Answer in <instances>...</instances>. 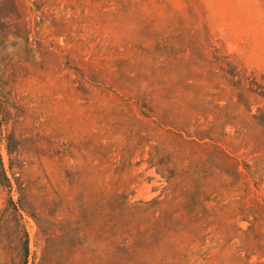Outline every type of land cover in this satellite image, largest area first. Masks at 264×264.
<instances>
[{"label": "rangeland", "instance_id": "obj_1", "mask_svg": "<svg viewBox=\"0 0 264 264\" xmlns=\"http://www.w3.org/2000/svg\"><path fill=\"white\" fill-rule=\"evenodd\" d=\"M14 3L0 208L26 264H264V0Z\"/></svg>", "mask_w": 264, "mask_h": 264}, {"label": "trees", "instance_id": "obj_2", "mask_svg": "<svg viewBox=\"0 0 264 264\" xmlns=\"http://www.w3.org/2000/svg\"><path fill=\"white\" fill-rule=\"evenodd\" d=\"M6 5L15 9L14 0H0V86H5L8 83L7 71L13 60L22 61V58L29 52L25 25L19 21V18H12L8 12H4ZM256 89L260 91L258 95L264 99V85H256ZM256 120L259 125L264 127L262 114ZM0 187L6 189L7 192L11 188L1 161ZM22 211L19 202H14L9 196L3 207L0 208V242H4L7 249L12 253L11 264L27 263V236L22 224ZM18 242L20 244H17Z\"/></svg>", "mask_w": 264, "mask_h": 264}]
</instances>
